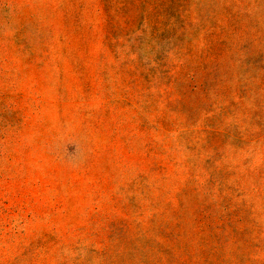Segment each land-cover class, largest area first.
I'll return each instance as SVG.
<instances>
[{
	"label": "rangeland",
	"instance_id": "374dc122",
	"mask_svg": "<svg viewBox=\"0 0 264 264\" xmlns=\"http://www.w3.org/2000/svg\"><path fill=\"white\" fill-rule=\"evenodd\" d=\"M0 264H264V0H0Z\"/></svg>",
	"mask_w": 264,
	"mask_h": 264
}]
</instances>
